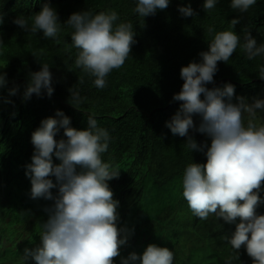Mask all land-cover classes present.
Masks as SVG:
<instances>
[{
    "label": "trees",
    "instance_id": "1",
    "mask_svg": "<svg viewBox=\"0 0 264 264\" xmlns=\"http://www.w3.org/2000/svg\"><path fill=\"white\" fill-rule=\"evenodd\" d=\"M138 0H0V73H6L7 85L0 88V264H18L24 250L40 244V225L49 218L47 208L53 200L31 197V180L26 175L35 152L31 143L33 132L48 118L61 119L58 111L70 119L69 127L88 129V116L92 115L99 127L108 130L109 147L102 154L104 162L119 165L117 179L107 181L117 207L120 238L127 235V242L120 246V255L113 264H122L123 252L142 247L147 242L175 243L174 231L190 224V237L186 233L184 245L198 258H188L184 264H225L218 252L232 253L231 246L222 236H231L235 224H227L222 218L210 215L200 220L189 210L182 196L183 173L190 163L206 164L207 148L211 138L197 129L199 115L193 116L194 128L188 136L173 135L166 124L180 109L183 102L173 100L183 86L181 69L190 63H202L200 53L209 50L215 32L234 31L241 38L246 31L264 45V0H257L247 12L231 8V0H217L216 8L205 11V0H170L167 9L157 10L155 15L140 17L134 13ZM51 6L58 15L61 31L56 39L45 38L42 32H26L14 21L39 13L43 6ZM190 6L195 15L184 17L179 8ZM91 11H115L119 23L133 25L136 43L120 69H114L107 77V86L98 89L94 77L84 75L75 67L77 49L73 48L71 34L74 31L65 22L74 13ZM239 23L230 28V22ZM31 23V22H30ZM214 32L210 35L208 28ZM47 63L52 73L53 94L49 97L42 90L24 99V91L30 74L41 70ZM264 65V55L248 60L238 46L227 63L218 62L214 82L205 85L209 90L223 89L226 84L235 88L232 103L243 97L248 104L264 99V80L260 79L258 66ZM83 76L84 82L79 83ZM76 88L83 102L74 107L70 102V89ZM17 89V94L9 91ZM149 104L132 103L142 96ZM156 98V99H155ZM153 99L154 102H153ZM204 99V97H201ZM12 103H6V101ZM247 114H244L246 116ZM248 119V117H247ZM247 119L245 124H247ZM258 126H264V110L256 114ZM192 137L204 151H189L184 145ZM54 139H67L60 129ZM55 152V150H54ZM53 166L61 161L52 155ZM81 169L77 167V172ZM47 179L57 183L54 176ZM53 196L58 187L50 190ZM264 201V184L259 191ZM256 214L264 215V203ZM236 223H239L237 219ZM187 227V226H186ZM157 232L164 235L157 236ZM190 238L198 240L192 242ZM240 259L232 264H245L251 259L242 246ZM252 260V259H251ZM26 264H35L29 260Z\"/></svg>",
    "mask_w": 264,
    "mask_h": 264
},
{
    "label": "clouds",
    "instance_id": "2",
    "mask_svg": "<svg viewBox=\"0 0 264 264\" xmlns=\"http://www.w3.org/2000/svg\"><path fill=\"white\" fill-rule=\"evenodd\" d=\"M256 2L231 0L230 6L245 13ZM169 3L170 0H138L133 11L144 18L155 15L157 10L167 9ZM216 6L217 0H205L203 4L205 11ZM178 10L184 17L195 15L190 6ZM118 20L115 11L95 15L85 11L72 14L65 22L74 30L71 46L77 49L75 67L84 75L94 77L93 84L98 89L107 86L106 77L124 65L131 46L136 43L133 25L117 24ZM2 22L3 16L0 15ZM239 22V19H233L230 28ZM14 23L26 32H42L45 38L56 39L61 31L57 12L47 4L39 13L28 18L20 17ZM213 32L214 29L209 27L208 33ZM238 46L248 60L264 55V45L257 46L250 31L244 33L243 43L232 30L215 32L209 50L200 53L202 63L193 62L181 69L184 83L173 100L183 103L166 127L173 135L186 137L192 131L189 129L194 128L193 116L201 117L197 131L211 138L206 152L207 163L186 166L182 196L189 210L200 220L206 221L210 215H215L227 224L236 225L230 237H221L233 250L231 254L218 252L217 257L225 259V264L240 259L242 246L252 259L246 257L245 264H264V215L256 214L257 207L264 203L259 196L264 184V126L255 122L256 114L264 110V100L256 99L248 104L239 97V102L234 104L233 85L226 84L223 89L213 90L205 87L214 82L218 62L227 63ZM49 69L45 63L40 71L30 74L24 91L25 100L33 94L40 96L42 90L51 97L54 89ZM258 72L260 79L264 80V65L258 66ZM6 75L0 73V88L8 83ZM83 82L81 76L79 83ZM70 92V103L77 108L83 102L82 97L75 87ZM16 94V88L9 91L10 96ZM202 94L204 99H201ZM139 104L149 102L143 95L137 96L131 107L134 109ZM244 114L248 117L247 124ZM56 115L61 119H45L33 132L31 143L35 152L26 172L31 180V197L53 200L54 205L45 209L49 218L40 225V244L31 250L26 248L18 264H26L29 260L35 264H113V259L120 255V246L127 242V235L120 238L121 232L127 233V230L116 226L119 202L113 199L114 194L107 183L119 178V165L102 160V154L108 151L109 132L99 127L92 115L88 116L87 130L69 127L70 119L63 112L58 111ZM61 128L67 139L57 142L54 137ZM184 146L191 152L204 151V147L190 136ZM53 153L61 161L59 165L53 166ZM49 176H54L57 183L47 179ZM56 187L58 194L53 196L50 190ZM237 219L239 223H236ZM186 228H191L190 224L174 231L172 246L160 241L147 242L142 247L132 248L130 253L123 252L122 264H184L191 257L198 261L193 250L184 245L186 233L190 237ZM163 235L164 232H157L158 237Z\"/></svg>",
    "mask_w": 264,
    "mask_h": 264
},
{
    "label": "rangeland",
    "instance_id": "3",
    "mask_svg": "<svg viewBox=\"0 0 264 264\" xmlns=\"http://www.w3.org/2000/svg\"><path fill=\"white\" fill-rule=\"evenodd\" d=\"M201 97H204L203 94L201 95ZM262 100H264V99L262 98ZM257 111H258V110H257ZM246 119H247V116H245V121H246Z\"/></svg>",
    "mask_w": 264,
    "mask_h": 264
}]
</instances>
